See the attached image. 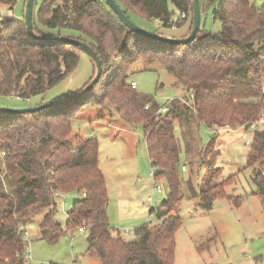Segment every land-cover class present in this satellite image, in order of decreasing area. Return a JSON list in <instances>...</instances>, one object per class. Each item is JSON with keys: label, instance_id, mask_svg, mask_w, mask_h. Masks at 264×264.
<instances>
[{"label": "trees", "instance_id": "1", "mask_svg": "<svg viewBox=\"0 0 264 264\" xmlns=\"http://www.w3.org/2000/svg\"><path fill=\"white\" fill-rule=\"evenodd\" d=\"M115 1L134 23L137 17L171 27L177 11L187 17L180 16L175 23L180 26L190 17L189 33L192 29V0ZM18 2L0 0L10 9ZM200 2L201 30L185 45L136 35L104 0H44L38 10L34 6L37 35L88 43L100 57L103 72L97 85L79 99L35 113L0 114V151L5 152L0 156V264H26V226L40 213L43 240L54 244L84 227L87 252L101 264H175L176 233L182 227L176 212L183 198L176 127L195 118L199 130L202 125L250 129L264 114V8H257L252 0ZM209 13L221 24L217 33L203 29ZM82 53L75 44L30 37L25 13L21 19L0 20V97L28 99L46 93L76 71ZM140 60L160 64L174 74L175 85L187 92L188 103L171 100L167 104L171 110L162 113L153 97L132 88L128 79ZM99 88L101 94L94 97ZM93 99L98 105L108 100L124 127L142 129L154 179L168 184L167 198L151 209L158 223L139 225L131 239L116 234L109 223V193L99 167L97 139L81 135L72 139L73 120ZM214 139L207 143L206 153L213 149ZM246 167L252 169L258 187L255 195L264 202V128L253 130ZM218 173L219 168L210 167L202 179L197 193L200 206L210 211L218 198H226L239 207L241 198L225 191L233 177L216 182ZM71 192L81 198L68 212L63 229L56 219L57 209Z\"/></svg>", "mask_w": 264, "mask_h": 264}, {"label": "rangeland", "instance_id": "2", "mask_svg": "<svg viewBox=\"0 0 264 264\" xmlns=\"http://www.w3.org/2000/svg\"><path fill=\"white\" fill-rule=\"evenodd\" d=\"M43 2L36 0V10ZM252 2L259 9L264 8V0ZM24 3V0H19L13 9L0 4V20L10 16L21 19L25 13ZM179 17V12H176L173 19L176 21ZM133 20L147 31L168 38L187 36L191 25L190 17L180 26L176 24L175 28L157 20L137 17ZM203 29L217 33L221 24L214 22L209 13L205 16ZM94 67L91 58L82 53L76 71L46 93L28 99L0 97V107L28 108L76 94L92 80ZM128 82H135L137 92L153 97L161 107L171 100L188 103L187 92L182 86L175 85L176 76L160 64L138 61L133 65ZM101 90L97 89L94 97L100 95ZM82 110L72 122V139L77 135L97 139L99 167L105 175L109 193V223L116 234L131 239L139 225L158 223L157 215L151 213V209H157L167 198L168 184L165 180L155 181L153 177L155 170L151 166L141 128L130 130L123 127L108 100L98 105L93 99ZM262 128L264 114L250 129L217 126L213 130L202 125L199 130L195 118L176 127L182 150L179 175L183 198L176 212L182 220V227L176 233L175 264H264V202L255 195L258 187L253 182L252 169L246 167L251 150V144L247 142L253 141V130ZM213 137V149L206 153L207 143ZM210 167L219 168L216 182L233 177L234 181L225 186V191L227 195L241 198L239 207L226 198H218L210 211L202 209L197 193ZM158 185L161 192L155 188ZM150 196L153 197L152 203ZM80 198L71 192L61 199L56 219L63 229L68 224V212ZM40 216L41 213L36 215V221L26 226V264H101L98 257L87 252V230L83 233L79 230L68 232L57 243L51 244L41 237ZM127 231L130 233L126 235Z\"/></svg>", "mask_w": 264, "mask_h": 264}, {"label": "water", "instance_id": "3", "mask_svg": "<svg viewBox=\"0 0 264 264\" xmlns=\"http://www.w3.org/2000/svg\"><path fill=\"white\" fill-rule=\"evenodd\" d=\"M106 4L111 8L113 13L117 16L119 21L129 30H131L136 35H139L143 38H146L148 40H152L155 42H159L162 44H168V45H185L193 41L199 31L201 30L202 25V7L200 0H192V13H193V26L190 31V33L181 38H168L164 37L159 34H155L152 32L147 31L146 29L142 28L141 26L134 23L122 10L120 5L115 0H104ZM34 6H35V0H27L26 7H25V25L27 29V33L30 37L33 39L39 41V42H46V43H56V42H66L70 44H75L79 49L88 55L91 60L94 62L95 65V74L92 78V80L78 93L73 94L68 97H63L57 100H53L46 104L36 105L28 108H22V109H10V108H3L0 107V114H25V113H35L39 112L44 109L54 108L61 106L65 103L74 101L76 99H79L89 93L99 82L102 72H103V64L98 56L97 52L86 42L70 38V37H42L36 34L34 30L33 25V15H34Z\"/></svg>", "mask_w": 264, "mask_h": 264}, {"label": "built area", "instance_id": "4", "mask_svg": "<svg viewBox=\"0 0 264 264\" xmlns=\"http://www.w3.org/2000/svg\"><path fill=\"white\" fill-rule=\"evenodd\" d=\"M180 16H181V18H186V17H187V15H186L185 13H182ZM170 24H171V27H172V28H175V27H176L175 20H174V21L171 20ZM131 86H132V88H135V87H136V83H135V82H132V83H131ZM148 108H149V105L146 106V109H148ZM170 110H171V107H170L169 105H165V106L161 107V109L159 110V112L165 113V112H169ZM261 122H263V120H262ZM247 144L249 145V144H251V143H250V142H247ZM0 156H1V157H4V156H5V152L0 151ZM182 169L185 171V170H186V167L183 166ZM153 177H154V173H153ZM155 188L158 190V192H161V187H160L159 185L156 186ZM149 201H150V202L153 201V197H152V196L149 197ZM85 230H86V229H85L84 227H82V228L79 229V231L82 232V233H83ZM129 233H130V232L127 231L125 234L127 235V234H129ZM29 257H30V256H29Z\"/></svg>", "mask_w": 264, "mask_h": 264}, {"label": "crops", "instance_id": "5", "mask_svg": "<svg viewBox=\"0 0 264 264\" xmlns=\"http://www.w3.org/2000/svg\"><path fill=\"white\" fill-rule=\"evenodd\" d=\"M172 9V8H171ZM177 12V11H176ZM124 127V126H123ZM122 128V127H121ZM122 129H125V128H122ZM125 130H128V129H125ZM213 130H215V129H213ZM249 158V157H248ZM152 203V202H151Z\"/></svg>", "mask_w": 264, "mask_h": 264}]
</instances>
